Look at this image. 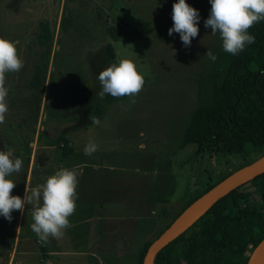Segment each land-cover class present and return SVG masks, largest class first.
<instances>
[{
  "label": "rangeland",
  "instance_id": "obj_1",
  "mask_svg": "<svg viewBox=\"0 0 264 264\" xmlns=\"http://www.w3.org/2000/svg\"><path fill=\"white\" fill-rule=\"evenodd\" d=\"M186 2L200 15L197 36L187 47L178 33L168 35L173 0H0V36L16 43L23 61L19 71L5 74L7 112L0 122V149L11 148L12 156L23 162L21 171L11 174L15 186L10 195H19L27 165L24 153L33 134L39 142L53 138L57 144L66 127L73 128L68 133L91 121L70 137L74 145L95 142L96 152L91 155L123 167L115 171L111 183L120 189L117 194L125 193L126 203L122 206L117 198L109 206L122 211L132 225L126 255L113 260L109 255L101 257L111 260L103 264H137L143 242L164 230L209 177L216 181L243 162L241 154H200L195 144L180 147L208 73L214 68L219 73L225 64L219 35L203 24L211 7L208 0ZM62 13L73 19L65 31L59 26ZM40 21L48 22L54 38L44 85L31 89L29 79L46 48L35 38ZM107 44L114 49V59L105 54ZM207 49L216 55L214 62L205 55ZM121 58L134 61L144 83L134 96L107 102L99 94L97 75ZM96 104L101 110L94 117ZM83 149L80 154L85 155ZM42 152L37 151L35 170ZM246 157L252 161L258 155L250 152ZM11 223L0 216V264H8L15 249ZM30 254L15 259L34 264Z\"/></svg>",
  "mask_w": 264,
  "mask_h": 264
},
{
  "label": "trees",
  "instance_id": "obj_2",
  "mask_svg": "<svg viewBox=\"0 0 264 264\" xmlns=\"http://www.w3.org/2000/svg\"><path fill=\"white\" fill-rule=\"evenodd\" d=\"M72 21L71 15L62 13L60 29L67 30ZM247 31L255 37L254 42L246 44L237 55L223 51L224 67L219 73L217 68L208 73L207 82L199 90L200 101L181 137L180 147L195 144L196 152L200 154H241L246 163L250 162L246 157L250 152L254 156L264 153V20L254 23ZM36 36L38 44L46 48L29 79L31 89L42 88L47 77L54 38L47 21L39 22ZM104 51L109 59H114L111 44H107ZM52 74L49 73L48 79ZM125 98L103 96L107 102ZM100 110L96 104L93 116H98ZM59 140L64 144L61 149L68 154L71 148L67 146V140L64 137ZM243 162L240 165H244ZM229 173L216 181L209 177L203 190L187 201L180 212ZM170 222L164 225V229ZM263 238L264 171L218 199L187 230L159 249L152 264H246ZM152 240H145L139 248L137 264H142Z\"/></svg>",
  "mask_w": 264,
  "mask_h": 264
},
{
  "label": "clouds",
  "instance_id": "obj_3",
  "mask_svg": "<svg viewBox=\"0 0 264 264\" xmlns=\"http://www.w3.org/2000/svg\"><path fill=\"white\" fill-rule=\"evenodd\" d=\"M210 10L203 21L204 27H211L213 35L218 34L224 52L237 55L246 44L254 42L255 37L247 29L254 23L264 20V0H208ZM171 27L168 35L179 34L182 45L191 44V38L198 33L199 10L186 0H173ZM205 55L214 62L217 57L209 49ZM23 67V61L17 54L16 43L0 36V122L7 112L5 74L17 72ZM97 79L101 85L100 96L109 94L113 97L134 96L144 83L143 75L130 58L112 61L103 68ZM95 142L85 145L83 152L91 155L96 151ZM22 160L12 156L11 148L0 149V216L11 219L13 210L23 211L26 204L32 205V231L42 242L49 236L60 238L63 230L70 226L68 217L75 209L77 172L62 167L48 175L42 184L26 191L23 197L10 195L14 182L10 178L14 172H20Z\"/></svg>",
  "mask_w": 264,
  "mask_h": 264
},
{
  "label": "crops",
  "instance_id": "obj_4",
  "mask_svg": "<svg viewBox=\"0 0 264 264\" xmlns=\"http://www.w3.org/2000/svg\"><path fill=\"white\" fill-rule=\"evenodd\" d=\"M90 122L86 121L75 129H84L82 127ZM66 128L65 133L60 136L67 140L71 148L68 154L61 149L64 145L62 140L57 144L53 138L39 142V137L36 133L33 134L28 142L30 147L28 146L26 150V152L29 150V153H24L27 165L26 172L21 176L19 196L23 197L25 190L42 184L48 175L59 168L74 169L77 172V185L75 209L68 217L70 226L63 230L64 234L60 238L49 236L47 242H42L30 227L33 222L32 205L26 204L23 211L13 210L11 219H6L7 224H12V221L15 224L13 239L15 249L8 264L13 260V264H23L24 260H16L15 257L29 253H32L31 261H36L34 264H103L105 261L123 258L126 255L131 239L132 225L128 222L131 219H126L122 211L117 212L116 207L113 208L114 205L109 206L112 199L117 198L122 206L126 203L125 193L119 191L117 194L120 189L111 183L115 171H121L123 167L107 163V158H102L101 161L97 155L80 154L88 143L81 141L80 146L79 143L74 145L70 133L75 129L67 133L73 128L70 126ZM40 149L43 150V155L35 170L36 154ZM121 185L122 183L118 186ZM27 215L31 216L27 218ZM22 234L24 235L21 238ZM108 255L111 256V260L101 261V257L103 259Z\"/></svg>",
  "mask_w": 264,
  "mask_h": 264
},
{
  "label": "water",
  "instance_id": "obj_5",
  "mask_svg": "<svg viewBox=\"0 0 264 264\" xmlns=\"http://www.w3.org/2000/svg\"><path fill=\"white\" fill-rule=\"evenodd\" d=\"M263 171L264 153L233 170L206 192L195 198L150 242L143 255L142 264H152L153 256L159 249L187 230L218 199ZM263 243L264 238L255 246L246 264H251L255 252ZM254 264H264V252Z\"/></svg>",
  "mask_w": 264,
  "mask_h": 264
},
{
  "label": "bare ground",
  "instance_id": "obj_6",
  "mask_svg": "<svg viewBox=\"0 0 264 264\" xmlns=\"http://www.w3.org/2000/svg\"><path fill=\"white\" fill-rule=\"evenodd\" d=\"M263 252H264V243L260 246L257 252H255L251 264H254L259 259V257L263 254Z\"/></svg>",
  "mask_w": 264,
  "mask_h": 264
},
{
  "label": "flooded vegetation",
  "instance_id": "obj_7",
  "mask_svg": "<svg viewBox=\"0 0 264 264\" xmlns=\"http://www.w3.org/2000/svg\"><path fill=\"white\" fill-rule=\"evenodd\" d=\"M38 25H39V23H38ZM39 31V30H38ZM38 31L36 32V34H35V38L37 37L36 35H37V33H38ZM36 42H37V39H36ZM38 43V42H37ZM32 105V104H31Z\"/></svg>",
  "mask_w": 264,
  "mask_h": 264
}]
</instances>
